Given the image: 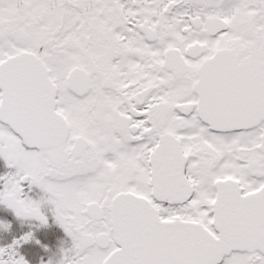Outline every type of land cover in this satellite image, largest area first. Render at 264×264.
<instances>
[{
    "label": "snow or ice",
    "instance_id": "snow-or-ice-1",
    "mask_svg": "<svg viewBox=\"0 0 264 264\" xmlns=\"http://www.w3.org/2000/svg\"><path fill=\"white\" fill-rule=\"evenodd\" d=\"M0 159L48 264H264V0H0Z\"/></svg>",
    "mask_w": 264,
    "mask_h": 264
},
{
    "label": "flooded vegetation",
    "instance_id": "flooded-vegetation-1",
    "mask_svg": "<svg viewBox=\"0 0 264 264\" xmlns=\"http://www.w3.org/2000/svg\"><path fill=\"white\" fill-rule=\"evenodd\" d=\"M8 171L13 170L8 169L3 159H0V175ZM36 192L38 190L29 194L37 198ZM46 215L49 222L47 225H42L35 219L17 218L12 210L0 205V221L11 225L7 230L0 228V247H6L12 244L14 239H19L26 233H32L33 238L29 242L17 247V251L25 257L28 264H48L50 259L58 258L61 249L71 246V238L55 222L51 210H46Z\"/></svg>",
    "mask_w": 264,
    "mask_h": 264
}]
</instances>
